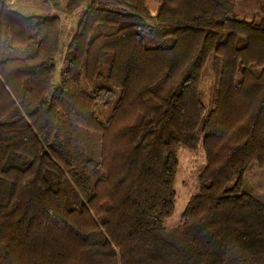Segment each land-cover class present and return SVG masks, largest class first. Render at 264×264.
Segmentation results:
<instances>
[{"label": "trees", "instance_id": "trees-1", "mask_svg": "<svg viewBox=\"0 0 264 264\" xmlns=\"http://www.w3.org/2000/svg\"><path fill=\"white\" fill-rule=\"evenodd\" d=\"M4 1L0 264H264V204L242 191L264 166V7L257 22L235 16L241 0ZM60 13L78 18L64 43ZM82 129L99 137L90 154ZM200 138L196 193L164 230L177 151Z\"/></svg>", "mask_w": 264, "mask_h": 264}, {"label": "rangeland", "instance_id": "rangeland-1", "mask_svg": "<svg viewBox=\"0 0 264 264\" xmlns=\"http://www.w3.org/2000/svg\"><path fill=\"white\" fill-rule=\"evenodd\" d=\"M151 10H155L159 4V0H147ZM4 0H0V9ZM264 0H241L236 3L233 12L238 19L246 21H259L263 16ZM21 11L24 14H41L46 13V7L33 1H24L20 4ZM61 20V42H67L71 33L76 28L78 18L66 17L62 13L59 14ZM108 60L102 65L103 70L106 69ZM216 61L214 56H210L201 75L200 97L205 107V112H209L213 107L214 91L216 86ZM56 77L58 70L61 68L60 57H56ZM111 105L103 108L98 106V116L104 120L110 116ZM83 130V129H82ZM76 143H81L84 150L90 154L91 148L99 146V137L93 133L83 130L80 134L74 135ZM178 169L174 182L175 200L172 216L163 223L164 230H170L178 226L182 220V214L187 206L190 198L196 193L198 175L205 165V153L203 148V140L200 141L194 150L179 148L177 151ZM242 191L245 194L256 197L264 204V166L256 163L251 164L244 175Z\"/></svg>", "mask_w": 264, "mask_h": 264}]
</instances>
